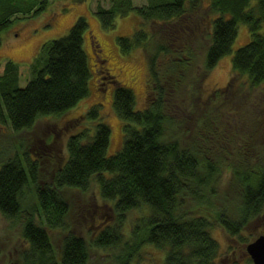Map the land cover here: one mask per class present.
<instances>
[{
    "label": "trees",
    "instance_id": "obj_1",
    "mask_svg": "<svg viewBox=\"0 0 264 264\" xmlns=\"http://www.w3.org/2000/svg\"><path fill=\"white\" fill-rule=\"evenodd\" d=\"M48 1L0 0V42L8 26L45 10ZM131 12L140 27L118 42L123 54L136 48L145 53L149 103L135 107L134 94L115 85L120 149L106 154L110 128L96 104L83 113L85 124L78 133L63 138L53 124L44 129L51 131L42 137V146L37 141L29 145L32 153L25 150L0 161V218L19 223L24 247L18 250V264H88L91 249L105 252L106 264H132L145 262L152 248L162 252V264H225L214 229L225 232L231 244L227 252L240 244L247 257L246 246L264 234L250 231L258 221L264 223V110L256 96L250 109L244 94H264V0H145L141 5L109 0L108 6L97 3L94 11L103 29L114 28L117 16ZM240 25L250 37L231 57L227 90L210 95L207 73L232 51ZM86 28V19L79 16L66 35L44 43L41 52L47 57L42 56L35 72L34 63L23 86L18 66H4L0 125L14 132L30 129L40 118L61 117L87 98ZM104 77L109 81L111 75ZM190 83L205 96H192L191 106L194 99L197 103L192 113L185 111L188 102L181 110L177 106L185 103L180 91ZM229 102L232 119L212 113L228 110ZM184 132L191 136L188 144L179 140ZM224 170L231 173L233 192L215 202ZM93 184L101 199L112 204L115 219L87 242L68 225L64 194L87 192ZM142 207L147 215L137 218L126 237L127 214ZM246 260L254 264L251 257ZM226 264L241 263L230 259Z\"/></svg>",
    "mask_w": 264,
    "mask_h": 264
},
{
    "label": "rangeland",
    "instance_id": "obj_2",
    "mask_svg": "<svg viewBox=\"0 0 264 264\" xmlns=\"http://www.w3.org/2000/svg\"><path fill=\"white\" fill-rule=\"evenodd\" d=\"M97 3L108 6L109 0H49L45 10L39 11V13L30 18L13 22L1 33L0 74L8 62L15 64L19 68L20 85L23 86L26 83L25 81L32 76V66L34 63L33 70L35 72L41 67L42 56L44 58L47 57L45 53L41 52L42 45L50 40L66 35L75 20L79 16L84 17L87 22V28L83 33V50L87 55L90 78L88 81L89 94L87 98L61 117L40 118L32 128L20 132H14L9 125H0V161L25 150L32 153L33 149L31 150L29 145L37 141L39 146H42V137H44L47 131H51L47 130L44 132V129L53 124L55 126L54 130L62 135L63 138L78 133L85 124L83 113L96 104L99 106L101 120L110 128V142L106 154L108 156L113 155L120 149L123 139L122 121L116 115L113 107L115 85L121 84L122 87L127 88L134 94L136 98L135 107L144 108L149 103L145 53L141 48H136L129 54H123L118 42L119 38L131 36L139 29V18L132 12L126 16H117L114 28L103 29L94 13ZM143 3H145V0H134L135 5ZM248 37L250 35L247 34L244 25H240L238 37L232 46V51L223 56L216 66L207 73V76H209L205 79L208 94L211 95L214 90L220 88L227 90L226 88H228L229 81L233 75L231 57L235 49L247 43L246 38ZM108 73L111 77L107 78L109 81H106L104 76ZM200 78L202 79V76H199L196 82ZM236 80H242V77L237 76ZM103 82L105 85L100 84ZM198 86L201 87L200 85ZM100 87L104 88V90H101ZM244 94L246 100H250L248 101L250 109L255 105L253 96H256L264 110L263 93L251 92L250 94ZM193 95H195L194 98L196 96H203L204 91L200 88H195L190 83L185 89L180 91L179 97L186 98V100H184V104H181L180 101L178 102L177 106L180 108L178 110L186 107L188 102L190 106L185 111L189 110L192 113L197 105L196 99H194L191 106ZM170 100L176 99L170 97ZM227 106L228 110L218 108L212 111V113L214 115L222 113L225 117L232 119L234 112L231 111V108L233 105L229 102ZM163 110L166 111L167 108L163 107ZM259 110L260 106L256 111ZM262 117L264 119L263 114ZM234 126L232 123L233 128ZM190 139L189 133L185 134L184 132L182 136H179L182 144H188ZM39 148L41 150V147ZM35 155H38V153H35ZM95 187V184H93L87 192L73 190L65 191L64 194V198L69 205L68 225L69 227L70 224L73 225L77 233L83 236L87 242L91 241L93 232L103 228L106 222H112L115 219L112 204L101 199ZM215 187L217 190V197L213 198L215 202L218 196L227 198L233 192L231 173H227V170H224L222 178ZM189 200L186 199L185 206L190 205ZM228 202L229 200L226 201V203ZM22 206L24 205L22 204ZM24 208L28 207L24 206ZM147 212V208L142 207L133 209L127 214L123 229L126 237L129 236L130 230L137 218L147 215ZM19 228V223L16 220H4L0 218V264H18V250L24 247L23 241L20 238ZM259 229L264 230V223L261 221L253 224L250 231L257 235ZM212 236L220 244V248L222 249L221 256L225 254L227 259V261H224L225 264L230 259L239 260L241 264H248L246 259L250 257H247L246 253L242 254L241 250L243 249L240 244H235V249L231 250V253L227 252L231 244L220 227L213 230ZM58 239L59 234L55 233L54 243L57 248H59ZM150 252L151 255H144L147 257L145 262L142 259L132 262V264L163 263V254L160 250L152 248ZM104 253L91 249L88 264H106Z\"/></svg>",
    "mask_w": 264,
    "mask_h": 264
},
{
    "label": "water",
    "instance_id": "obj_3",
    "mask_svg": "<svg viewBox=\"0 0 264 264\" xmlns=\"http://www.w3.org/2000/svg\"><path fill=\"white\" fill-rule=\"evenodd\" d=\"M246 251L254 264H264V234L257 236L250 242L246 246Z\"/></svg>",
    "mask_w": 264,
    "mask_h": 264
}]
</instances>
